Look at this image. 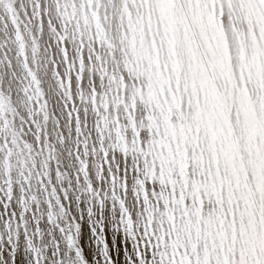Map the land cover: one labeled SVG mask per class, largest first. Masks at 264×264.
<instances>
[{"label":"snow or ice","instance_id":"1","mask_svg":"<svg viewBox=\"0 0 264 264\" xmlns=\"http://www.w3.org/2000/svg\"><path fill=\"white\" fill-rule=\"evenodd\" d=\"M0 264H264V0H0Z\"/></svg>","mask_w":264,"mask_h":264}]
</instances>
